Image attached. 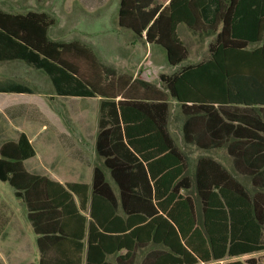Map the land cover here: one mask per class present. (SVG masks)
Returning <instances> with one entry per match:
<instances>
[{
	"label": "trees",
	"instance_id": "16d2710c",
	"mask_svg": "<svg viewBox=\"0 0 264 264\" xmlns=\"http://www.w3.org/2000/svg\"><path fill=\"white\" fill-rule=\"evenodd\" d=\"M223 1L227 7L221 0H171L170 26L167 12L158 9L140 26L126 14L145 6L139 0L121 3V24L138 35L146 32L147 41L163 46L174 66L188 57L176 33L179 23L198 44L223 24L207 61L161 76L185 116V142L205 150L227 146L235 171L250 178L254 189L251 193L214 158L200 157L195 181L201 224L194 198L185 194L193 185L186 156L168 129V100L124 97L122 87L110 86L105 93L67 60L68 45L49 38L54 18L0 8V63L22 61L43 71L60 97H102L96 150L118 190L116 195L99 167L91 186L63 185L30 168L26 163L36 158L35 144L14 127L39 121L38 110L28 104L7 108L8 120L0 119V181L27 209L38 264H114L109 256L116 264H136L140 252H147L141 264H264V256L226 261L264 252V39L250 37V28L260 30L263 23L259 17L248 22L237 6L241 0ZM0 93L35 92L0 77Z\"/></svg>",
	"mask_w": 264,
	"mask_h": 264
},
{
	"label": "crops",
	"instance_id": "0c3cea01",
	"mask_svg": "<svg viewBox=\"0 0 264 264\" xmlns=\"http://www.w3.org/2000/svg\"><path fill=\"white\" fill-rule=\"evenodd\" d=\"M139 1L141 2V6H145V7L141 11L140 10L137 12L131 11L130 13L127 14L125 12L127 19L128 18L133 19L138 23V25L141 26L144 23V21L149 18V13L158 9L159 12L163 10L167 12V14H165V17H166V22L169 26L171 25V23L175 21L173 20L175 19V10L174 9L171 11L169 10V5L171 0H153V1L139 0ZM37 2H39V5L35 2L33 4V9H31V11L38 13H46L52 18H54L55 23L48 30L49 38L54 42L69 46L67 50L68 51L67 60L77 69L79 74L82 77H84V79L87 80L89 83L99 86L101 90L105 91V93H108V88H110V86L122 87L121 96L124 97L145 98V99L155 100L156 98L155 96H162L163 98L167 99V96L161 92L162 91L160 87L161 84L160 85L157 84L158 88H154L149 85V82H151L150 81L151 76L155 75L154 67L156 66L157 62L162 60V55H165L167 59V50L159 44L149 43L146 39V32H144L142 35H138L132 29L125 27L121 24L120 14H121L122 0H57L55 4V10L52 11L45 9L46 7V4L44 3L45 0H38ZM221 5L224 7L228 6L226 1L224 2L223 0H221ZM38 6L40 7L39 9ZM237 6L241 8L240 10L242 12L246 13L248 22L255 23L259 21L260 18V20L263 23V27L260 30H258L257 28H250L249 35L250 37H254V38L257 37L260 39L262 38L264 39V0H241L237 2ZM234 11L235 10L233 9V13ZM8 13H12V12H8ZM13 14H21V13H13ZM202 22L204 21L202 20ZM222 28H223V24L217 27V35L221 32ZM180 29L182 30L180 31ZM163 31H165V29ZM52 33L54 37H52ZM176 33L179 36V38L184 42L188 50V57L185 60L187 61L189 58V49L184 41V37H192L194 40L195 37L192 35V33L189 31V29L184 23H179L177 25ZM217 35H212L207 37L206 40H210V39L213 40L209 47V56L207 59L199 62L207 61L210 58L211 45L214 43ZM153 36H156V34H153ZM206 40L201 44H198L196 40L195 42L198 45H203L206 42ZM261 45H262V41L254 44H250L249 49H254ZM96 48L98 50H96ZM115 52H121V54L128 53L131 54L132 56H136L137 57L136 60H139L140 62L138 66L141 67L143 64L146 67V69L144 68V66L143 69L141 68L139 69V74L137 77V79L140 81L139 83L134 84L135 79L132 80L126 76H120L116 79H114L110 74L108 76V72H105L106 70L103 71L104 70L103 66L100 63H98L94 57V55L96 54H111ZM151 56L152 58H150ZM146 60L148 61L145 62ZM122 61L125 65H128V63L130 62L129 58H125V57H122ZM183 63L177 66L171 64L170 65L172 67L179 66L181 68L182 66H185V64ZM190 64H195V63H190ZM40 71L41 70H38L37 72L40 73ZM161 76H168V75H163V74L159 75V79L165 87V84L161 80ZM0 77H4L1 74V72H0ZM5 78H11V76ZM11 79L23 83L21 82V80L17 79L16 77H13ZM41 80L45 82L48 92L44 94V96L46 97L48 96L54 101L60 99L69 100L72 103H78V106L73 111L65 112V114L68 115V118L72 119V121H70L71 128H66L57 124L55 125L53 124V122H51L50 119L53 118V116H55V112L50 110L49 107L47 108L45 106L44 107L45 110H44V109H39V107L33 104H28L32 107H35L38 110L39 121L38 119L37 122H33L30 120L25 123V126L23 128L14 127L19 131H25L27 135L30 136L31 141L34 142L35 144V148L37 152L36 158L28 161L26 164L29 165V167L32 169H41L45 171L52 180L59 182L63 185L73 184V183H85L91 186L93 182L94 168L97 167V165L96 164L93 165V163L83 153V150L79 146V143L75 140L74 138L75 132L77 133L80 132V129L75 131L76 129L75 125H77L78 123L76 119L79 118V120H83L84 122L83 130H81L83 132V138L92 142L95 153L97 154L96 137L98 133L99 108L102 97H96L91 99L90 98L81 99L79 97H67V98L60 97L57 95L55 88H52L53 84H51L52 81L50 80V78L49 80L51 81V83L49 82L48 79H46L42 75H41ZM23 84L31 87L27 83H23ZM31 88L34 90L33 87ZM34 92H35L34 94L37 93L36 90H34ZM1 94H13V93H0V95ZM119 99L120 97L117 98V100ZM168 103L169 105L171 104L170 101H168ZM20 104H26V103H20ZM15 105H19V104H15ZM15 105H10L6 107L3 111H0V119L7 121L8 118L6 116L5 110ZM93 116L96 117V121L94 124L93 123L90 124L89 119L90 117L92 118ZM31 119H33V117ZM169 119H170V112H169ZM183 124L181 126L182 135H183ZM168 129L172 135L171 129L169 127V123H168ZM174 141L177 145L175 139ZM38 143H40L43 150H47V151L58 150L61 152L60 154L56 153L53 159H51L49 162H44V161L41 162L39 158ZM185 144L186 146L193 145V144H187L186 142ZM198 149L202 152H213V151L224 150L231 161L230 166H226L220 160H217L215 158L214 159L220 162L239 181H241L239 178L246 180L248 182V185H246L243 181L241 182H243V184L247 186V188L251 191V193L254 192L251 179L250 178L247 179L244 176L239 175L235 171L233 166V159L228 154L227 146L212 148L210 150H205L200 148ZM76 166L81 167L82 170H76L77 169L75 168ZM69 167H71L72 172L68 174L69 178H66L65 176H67V173L65 169L66 168L69 169ZM99 168H101L104 171L106 179L110 183V179L112 180V178L110 176L109 171L105 167L104 168L99 167ZM87 169H91L88 175H87ZM188 169H189V164H188ZM195 175H196V170H195ZM191 182L193 186L189 191L191 192V190L192 191L195 190L197 192V189L194 188V183L196 184V181L194 180L193 182L191 180ZM11 194L13 195L14 206L19 202L20 205L25 207V205L19 199L16 198L14 189H13V193ZM185 194L190 195L195 200V197L192 194L190 193L187 194V191L185 192ZM4 195L6 194L4 193ZM196 208H197V216H198L197 202H196ZM26 215H27V209H26ZM198 220L201 224L202 211H201V221L199 219V216H198ZM139 254L137 256L136 264H138L139 262ZM261 256H264V252L246 255L234 259H228L226 261H235V260L246 261L250 258H259ZM144 257L142 258L139 264L142 263ZM111 258L113 260H111ZM108 259L112 263L116 264L114 257L109 256ZM39 260H40V253L37 245V235L34 233L31 223H30V232H29L23 225L21 219L17 216V213L13 208V206L11 207L6 202L5 196H2L0 194V261H2L4 264H38ZM224 262L225 261L221 262V264H224Z\"/></svg>",
	"mask_w": 264,
	"mask_h": 264
},
{
	"label": "rangeland",
	"instance_id": "374dc122",
	"mask_svg": "<svg viewBox=\"0 0 264 264\" xmlns=\"http://www.w3.org/2000/svg\"><path fill=\"white\" fill-rule=\"evenodd\" d=\"M38 1V0H37ZM36 0H0V8L7 12L12 13H26L28 11H31L33 9V4L36 2L39 5V2ZM57 0H45L46 7L45 9L52 11L55 10V4ZM36 7V6H35ZM40 7L38 6V9ZM38 11V10H36ZM182 29H180L181 31ZM52 37H54L52 33ZM97 41V40H95ZM184 41L189 49V58L187 61H185L183 64H190V63H197L199 61L205 60L209 56V47L212 39L206 40V42L203 45H198L195 40L192 37H184ZM96 50H98L96 48ZM120 51V50H119ZM95 59L98 63H100L103 66V71L108 72L109 74L114 78H118L120 76H126L130 79H135L134 84L139 83L140 81L137 79L139 74V69H143V64L141 67H139V60H136V56H132L131 54H126L121 52H115L111 54H96L94 55ZM122 57L129 58L130 62L128 65H125L122 61ZM152 58V56L150 57ZM149 58V59H150ZM146 60L145 62H147ZM107 68V69H106ZM146 69V67L144 66ZM155 68V75L151 76V82H149V85L154 88H158L157 84H161L162 93L167 96L168 101L171 102L169 105L170 107V119H169V127L171 129L172 135L174 139L177 142V145L181 148V150L184 152L185 156L187 157L189 169L187 172V176L191 178V180L194 182L195 180V170H196V164L200 157L207 155L211 158H215L217 160H220L222 163H224L226 166H230V159L228 158L226 152L223 151H213V152H202L200 151L196 146L190 145L186 146L181 126L183 122L185 121V116L183 115L181 111L180 104L173 98L170 97L168 91L165 89L164 85L161 83L159 79V75H171L175 73L180 67H172L168 60L166 59L165 55H162V60L158 61ZM28 70V71H27ZM38 70L33 69L26 65L22 61H9V62H1L0 63V72L4 77H16L17 79L21 80L23 83L29 84L31 87L36 90V94L30 95V94H1L0 95V111H3L6 107L10 105L20 104V103H26V104H33L39 109H44L45 106L53 112H55V116L51 118V122L53 124L60 125L62 127L71 128L70 121L72 119L68 118V115L65 114V112H70L76 109L78 106V103H72L69 100H57L54 101L50 97L44 96V94L47 92L46 84L43 80H41V75L44 76L46 79L49 80L48 76ZM13 72V73H12ZM113 80V79H112ZM51 83V81L49 80ZM52 84V83H51ZM52 88L53 85H52ZM78 121L77 125H75V131L80 129V132H75V140L79 143V146L83 150V153L87 156V158L93 163V165H97V167H105L102 158H100L94 150V147L92 145V142L88 141L87 139L83 138V120L76 119ZM96 121V117L93 116L90 117L89 123L94 124ZM82 122V124H81ZM78 126V127H76ZM39 145V158L41 162H49L51 159H53L54 155L60 154L61 151L54 150V151H47L43 150L40 143ZM76 170H82L81 167H75ZM91 169H87V175L89 174ZM67 176L70 174L71 167L69 169H65ZM241 181H243L246 185H248V182L246 180H243L242 178H239ZM110 183L116 192L118 194V190L114 182L110 179ZM194 188H196V184L194 183ZM4 193L6 195H4ZM13 189L10 187L9 184L4 183L0 181V194L2 196H5L6 202L15 209L17 216L21 219L23 225L25 228L30 232V222L26 215V209L22 205L19 204V202L14 206V199L13 195ZM192 194L195 197V200L197 202L198 207V216L201 221V207L199 203V199L197 197V192L195 190L187 191V194ZM146 252L139 254V262H141L142 258L145 256ZM111 260H113L111 258Z\"/></svg>",
	"mask_w": 264,
	"mask_h": 264
}]
</instances>
